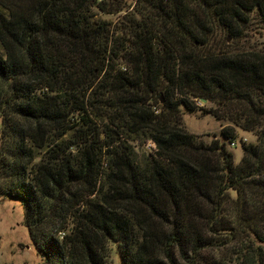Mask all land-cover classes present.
Here are the masks:
<instances>
[{
    "label": "trees",
    "instance_id": "1",
    "mask_svg": "<svg viewBox=\"0 0 264 264\" xmlns=\"http://www.w3.org/2000/svg\"><path fill=\"white\" fill-rule=\"evenodd\" d=\"M129 9L0 0V198L42 264H264V53L225 44L264 0ZM203 100L226 124L209 143L182 126Z\"/></svg>",
    "mask_w": 264,
    "mask_h": 264
},
{
    "label": "rangeland",
    "instance_id": "2",
    "mask_svg": "<svg viewBox=\"0 0 264 264\" xmlns=\"http://www.w3.org/2000/svg\"><path fill=\"white\" fill-rule=\"evenodd\" d=\"M105 2L107 6L114 7L117 4L130 8L132 10L135 0H99ZM122 12L118 15H102L99 13V17L103 18L114 24L118 21L120 16L124 15ZM243 31V41L228 42L225 44H235L240 47L244 44L245 49L249 51H256L264 53V25L257 19L256 16L250 19ZM226 38L225 34H222L220 40ZM225 41V40H223ZM226 49L231 50L230 46H225ZM198 109L192 113L183 112L182 126L189 134H192L197 139L203 140L207 143L220 137V131L226 124L221 123L218 119L214 118L210 110H215L216 105L212 103H197ZM206 109V110H202ZM208 111V112H207ZM238 139L235 141L234 147H229V150L233 153L234 162L238 164L242 158V143H255L256 138L250 133H245L240 130H236ZM3 144V140L0 138V146ZM135 147L138 155H142L144 150L141 149L139 142L132 143ZM148 148L152 146H146L145 151L148 152ZM45 151L38 150L36 161H40L44 158ZM24 221V210L18 202H14L9 199L0 198V264H42L41 257L37 254ZM115 248L112 246V250L109 257V264H120L119 257L115 253Z\"/></svg>",
    "mask_w": 264,
    "mask_h": 264
},
{
    "label": "built area",
    "instance_id": "3",
    "mask_svg": "<svg viewBox=\"0 0 264 264\" xmlns=\"http://www.w3.org/2000/svg\"><path fill=\"white\" fill-rule=\"evenodd\" d=\"M149 145L152 146V147L154 148V145H153V144L149 143L148 146H149ZM234 146H235V142L232 143V144L230 145V147H234Z\"/></svg>",
    "mask_w": 264,
    "mask_h": 264
},
{
    "label": "water",
    "instance_id": "4",
    "mask_svg": "<svg viewBox=\"0 0 264 264\" xmlns=\"http://www.w3.org/2000/svg\"><path fill=\"white\" fill-rule=\"evenodd\" d=\"M202 102H203V103H205V101H204V100H203Z\"/></svg>",
    "mask_w": 264,
    "mask_h": 264
}]
</instances>
